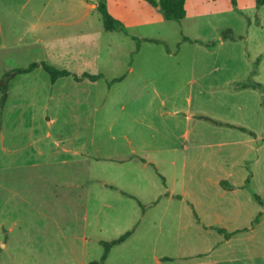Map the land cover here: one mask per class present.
<instances>
[{
  "label": "rangeland",
  "instance_id": "1",
  "mask_svg": "<svg viewBox=\"0 0 264 264\" xmlns=\"http://www.w3.org/2000/svg\"><path fill=\"white\" fill-rule=\"evenodd\" d=\"M259 1L236 0L233 8L230 0H185L184 19L172 22L143 0H108L110 15L130 35L160 43L142 42L133 53L136 44L130 37L104 33L101 62L81 67L96 65L110 78L126 73L132 61L134 71L128 81L112 86L105 80L75 85L68 78L53 85L41 68L15 76L0 109V176L41 173L40 167H34L36 159L42 158L38 150L52 158L46 169L52 174L87 171L80 154L102 157L121 151L129 142L136 149L152 151L149 157L159 165L169 189L184 201L151 210L141 218L136 241L103 264H155V256L175 258L167 264H264V130L258 133V143L260 137L262 143L255 148L248 143L247 131L213 124L232 123L245 129L257 128L259 118L264 121V110L257 116L248 109L256 99L260 102L256 91L232 90L237 84L264 79L263 74L254 77L255 59L247 57L249 47L264 45V0ZM84 12L77 0H0V78L44 55L38 46L29 50L10 44L5 50L4 42L13 44L21 36L24 41L34 39L32 24L40 15L37 25L57 15ZM225 30H230L233 40L207 50L204 45L220 40ZM58 93L70 109L60 111L57 125L67 129L60 133L55 132L57 125L48 130L44 121L49 118L40 115L43 100ZM60 136L70 139L68 149L79 154L64 157L60 150L54 152L52 143ZM173 148L185 159L183 181L172 180L174 172L164 164L176 158ZM16 153L21 154L18 163ZM63 157L80 163L61 165ZM105 171L106 163L92 158L91 174L101 176ZM138 176V199L151 201L161 179L152 167L142 165ZM220 180L225 186H235L236 193L218 189ZM22 207L16 213L0 200V235L4 236L5 229L8 238L0 264H80L84 255L87 261L99 262L102 247L95 239L118 237L114 232L93 230L92 239L83 243L81 229L72 228L62 232L70 240L47 244L40 236L41 221L34 206L25 203ZM56 219L62 221L57 212ZM219 228L233 233L229 245L221 244ZM73 233L78 237L75 241Z\"/></svg>",
  "mask_w": 264,
  "mask_h": 264
},
{
  "label": "crops",
  "instance_id": "2",
  "mask_svg": "<svg viewBox=\"0 0 264 264\" xmlns=\"http://www.w3.org/2000/svg\"><path fill=\"white\" fill-rule=\"evenodd\" d=\"M77 1L80 3V7L84 8V14L72 13L57 15L55 18L52 17L44 20L41 24L37 25L36 22L40 21L43 17L40 15L36 19L35 23L32 24L36 30L34 39L24 41V37L21 36L13 44L4 42L2 49L6 50L10 44L11 47L25 49L30 48L29 50H31V47L38 46L40 47V52L42 50L44 55L42 57L39 56L36 59V63L44 62L58 70H66L71 75L76 76H82L84 73L90 75H100L101 77L99 80H105L107 84L108 82L120 77L122 80L114 84L128 81L134 71V63L132 61L130 63V65H132L126 73L117 76L113 75L110 78L107 77L105 73L97 70L98 67H96V65L92 68L81 67L82 64L86 65L89 63L93 65L101 62L103 56L100 38L103 37L104 33L110 32L104 30L101 16L96 9V4L99 0ZM106 6L109 12L108 0H106ZM93 21H95V23H93ZM117 33L124 34L123 32ZM128 34L129 35H124L130 37L131 39L132 35L130 36L129 32ZM262 38L264 39V35ZM229 41L232 40H221L220 38L218 44ZM216 47L209 51H214ZM139 48L140 45L138 47L136 46L133 53H137ZM247 57L250 58L251 61L255 59L254 63L256 64V67L255 71L252 72L254 77H257V74H263L262 76L264 77V45L262 44V47L260 46L257 49L249 47ZM85 59H87V61H85ZM65 78L71 79V82L75 85L80 84L85 80L88 81L84 78L80 82H75L72 79V76ZM58 81L59 79L52 84L57 85ZM253 83L259 84L264 88V79L262 82ZM232 90L235 92L242 90H250L252 92L256 91L260 97V102L256 99V103H251L248 109L251 115H261V112L264 110V89L261 91L257 88L253 89L248 87L241 90H235L233 87ZM54 95L55 94H49V96H47L41 103L40 111L42 112L40 115H44V117L49 118L44 121V126L48 130L55 127L57 123H60L61 120L59 119V116H62V112H60L61 110H70L67 109L68 106L62 103L60 99L61 93H58V96ZM238 109H240V107H238ZM230 124L236 127H241L237 124ZM57 126L58 128H56L55 132L60 133L67 130L63 125ZM245 130L250 134L248 143H254L256 145V147H254L259 148L258 146L262 143V139L260 137V143H258V133L264 130V121L262 123V118H259L257 128L246 127ZM69 140L70 139H67L66 136L58 137L55 142L53 141L52 143L53 151L55 152L60 150L61 156L64 157H68L70 154H79L75 151L71 152L68 149L66 143ZM249 148L252 150L253 147L249 146ZM117 149H120V147L117 146ZM121 149V151L117 150L115 153L102 157L87 156L86 158L85 156L84 158V155L80 154L79 157L82 159L81 161L87 171L83 169V172L76 173L70 169L64 172V174H52L50 172L51 170H46L52 165V158H46L44 153L38 150L37 154H41L42 158L36 159V166L34 167L37 169L40 167L41 173H18L13 175L4 174L0 176V200L1 202H4L6 206L10 205L16 213L20 212L18 207L21 208L22 204L26 203L27 205H33L35 214H38V217L40 216L39 220L41 221V225L38 227L40 230V236L44 240V243L47 244H59L60 240L63 239L65 241L68 239V237L64 236L62 233L64 229H81L79 238L83 241V243L92 239L94 234L93 230H98L99 234H104V230L116 233L118 237L113 239H95V241L101 245L103 254L104 248L102 246V242H110L130 231V235L124 242L113 246L109 250L104 261L97 262L93 259H89V261H87L88 259L84 255L81 259L82 263H80L103 264L117 252L123 250L130 244L132 245L136 241L137 230L141 223V218L143 219L144 216H146L151 210H155L162 205L166 206L170 204L171 201H178L181 203L184 201V198L181 195H178L174 190L169 189L167 179L159 171V165L150 159L151 157H149V154H152V151L149 153L146 149H136L129 142H127L126 146L121 147ZM172 150L177 153L176 158L173 160H165L164 164L167 165L169 169L173 170L174 174L172 175V180L175 182L178 180L183 181L186 169L185 159H182L180 153L176 152L175 148ZM15 152L16 151H14V153ZM16 155L18 159L16 162L18 163L20 162L19 159L21 154L16 153ZM64 157L61 160V165L80 163L72 160L68 161ZM92 158H94L97 162L106 163L105 174L101 176H93L91 174ZM140 165L152 167L156 176L161 179V185L155 193L156 196L151 201L146 203H143L138 199L136 191L137 187L135 185V181L139 177ZM220 182H223V180L218 182L217 187L218 189L220 188L223 193H236L237 188L235 186L227 185L226 188H223L220 185ZM141 206L147 207L142 210ZM56 212L59 213L62 221L56 219ZM64 218H66V220H64ZM13 226L17 227L19 225L13 224ZM2 227L3 225L0 223L1 230ZM204 228L212 229V227ZM88 231L90 233H88ZM238 231L240 230L236 229L234 232ZM6 233L5 229H3L4 236L1 237L0 235V255L6 250L8 243ZM225 234H228L229 237L225 238L223 234V241H221V244L222 242H226V245H229L231 243L230 241L233 233L231 234L226 232ZM71 238L75 241L78 237L73 233ZM222 247L223 245L220 249H223ZM215 250L219 249L216 247ZM181 258L182 257H180V259ZM153 260L155 264H167L174 262L175 258L166 256L157 258L155 256L153 257Z\"/></svg>",
  "mask_w": 264,
  "mask_h": 264
},
{
  "label": "trees",
  "instance_id": "3",
  "mask_svg": "<svg viewBox=\"0 0 264 264\" xmlns=\"http://www.w3.org/2000/svg\"><path fill=\"white\" fill-rule=\"evenodd\" d=\"M143 1H145L150 6L155 8L166 21L180 22L181 20L184 19L185 15H186L185 0H143ZM230 2H231L232 7L236 8V5H237L236 0H230ZM261 2H262V0L259 1V4ZM96 9L101 16L102 25H103V28L105 31H107V32H123L124 34L129 35L128 31H127L126 27L123 25V23L120 22L119 20L115 19L114 17H112L110 15V13L108 12L107 6H106V0H99L96 4ZM131 39L135 42L137 47L142 42H149V43H153V44H159L160 43L159 40L151 39V38H138L135 36H131ZM183 40L185 41L187 39L183 38ZM221 40H233V37L230 36V30H225L222 32ZM193 42H196V41H193ZM218 43H219V40L211 42L209 44H205L204 46L208 50H213L217 46ZM39 67L41 69H43V71H45L49 75V79H50L51 83L56 82L57 79L65 78V77H69V76H72V79L75 82H80L84 78L90 82H96L101 77L100 75H90V74H86V73L82 74V76L71 75L66 70H58V69H56L50 65H47L44 62H40V63L34 62V63H30L25 68L11 69V70L5 72L2 75V77L0 78V109L1 110H2L4 104L7 100V97H8V89H9L10 81L17 75L29 74ZM121 80H122L121 77L114 79V80L108 82L107 85L110 86V85H112L118 81H121ZM248 87L249 88L251 87L253 89L257 88L261 91H263V89H264L263 86H261L259 84H254V83L237 84L236 86H234V89L235 90H241V89H245ZM213 124L225 126L228 128H236V126H234V125L216 122V121H213ZM237 128L240 129L241 131L246 132V130L244 128H241V127H237ZM248 183H249V179L247 178L245 180V185L247 186ZM220 185L223 188H226L224 182H220ZM253 198L257 202L261 203L259 198L256 195H253ZM145 207H147V206H141L142 210H144ZM259 216L260 215H258V217ZM257 218L255 219V221L257 220ZM216 230L219 233H223L225 238L229 237L228 234H225L223 229H216ZM130 233L131 232L128 231L115 240H112L110 242H102L104 252L100 258V261L101 262L104 261L109 250L113 246L119 245L122 242H124L127 239V237L130 235Z\"/></svg>",
  "mask_w": 264,
  "mask_h": 264
}]
</instances>
